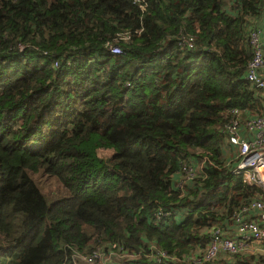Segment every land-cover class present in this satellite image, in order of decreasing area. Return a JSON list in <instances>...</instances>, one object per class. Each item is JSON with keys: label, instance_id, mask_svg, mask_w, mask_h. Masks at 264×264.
Listing matches in <instances>:
<instances>
[{"label": "trees", "instance_id": "16d2710c", "mask_svg": "<svg viewBox=\"0 0 264 264\" xmlns=\"http://www.w3.org/2000/svg\"><path fill=\"white\" fill-rule=\"evenodd\" d=\"M144 2L0 0V264H71L112 242L140 252L123 264H192L213 227L228 234L264 198L222 132L231 109L264 115L246 79L264 0ZM184 164L195 176L179 184ZM151 243L177 260L155 262Z\"/></svg>", "mask_w": 264, "mask_h": 264}, {"label": "built area", "instance_id": "2783aa9c", "mask_svg": "<svg viewBox=\"0 0 264 264\" xmlns=\"http://www.w3.org/2000/svg\"><path fill=\"white\" fill-rule=\"evenodd\" d=\"M141 10L146 4L144 0H133ZM120 38L128 39L129 33L120 34ZM252 46V56L247 66L246 79L258 90H264V32L259 28L252 29L249 33ZM184 44L193 46V37L185 36ZM108 49L113 54H120L122 49L117 44H109ZM129 85V83H127ZM244 110L231 109L228 119L224 123L222 132L229 148L232 149L231 157L235 161L234 172L239 173L242 182L253 187L260 188L264 192V115L257 114L246 117ZM183 176L179 184L188 181L195 176L193 166H182ZM264 198H256L247 206H244L234 215L235 227L228 233L221 227L215 226L210 232V240L201 253L193 255L189 259L192 264H207L213 261L221 252L237 254L243 252L247 243L257 241L264 244ZM255 209L259 211V220L246 219L244 211ZM157 213V220L161 217ZM169 216L170 214L167 213ZM234 235V236H233ZM140 252H131L118 242H112L107 248H95L90 252H82L74 249L71 255V264H113L115 259H135L140 257ZM157 263L177 260L173 254H169L149 244V254Z\"/></svg>", "mask_w": 264, "mask_h": 264}, {"label": "crops", "instance_id": "0c3cea01", "mask_svg": "<svg viewBox=\"0 0 264 264\" xmlns=\"http://www.w3.org/2000/svg\"><path fill=\"white\" fill-rule=\"evenodd\" d=\"M252 23H253V26L259 28L262 32H264V8H263L262 12L260 13V15L258 17H256ZM226 150H228L229 153L232 151V149L229 148L228 146H227ZM227 156H228L227 159L230 161L232 159L231 155H227ZM174 177L179 180L180 174H176ZM180 213L181 212H177V214L174 216V218L179 219ZM242 214L246 219H253L255 221H260L258 210L251 209L248 211H244ZM232 230H230L229 232L231 233ZM244 252L259 254V255L264 256V244H262L261 242H257V241H251L250 243H247V245L244 249Z\"/></svg>", "mask_w": 264, "mask_h": 264}, {"label": "rangeland", "instance_id": "374dc122", "mask_svg": "<svg viewBox=\"0 0 264 264\" xmlns=\"http://www.w3.org/2000/svg\"><path fill=\"white\" fill-rule=\"evenodd\" d=\"M260 95L262 96V100L264 102V91L259 92L258 96H260ZM260 112L263 113L264 109L261 110ZM227 152H228V150H227ZM98 153H99V156H106L109 152L105 151V150H99ZM228 155H229V152H228ZM34 179H36V181L38 182V184L41 186V188L44 191H52V190H55V189H57L59 187V183L56 180H54V179H52V178H50L48 176L35 175ZM218 256H217V258H218ZM217 258H215V259L217 260ZM215 259L213 261L209 262V264H214V262L216 261ZM78 264H83V263H78ZM113 264H123V262L121 260L115 259L113 261Z\"/></svg>", "mask_w": 264, "mask_h": 264}]
</instances>
